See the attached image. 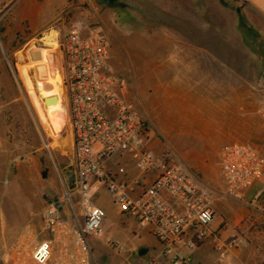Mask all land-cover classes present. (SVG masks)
I'll use <instances>...</instances> for the list:
<instances>
[{
	"label": "rangeland",
	"instance_id": "1",
	"mask_svg": "<svg viewBox=\"0 0 264 264\" xmlns=\"http://www.w3.org/2000/svg\"><path fill=\"white\" fill-rule=\"evenodd\" d=\"M222 9L228 11L215 13ZM244 10L242 0H0V249L27 224L14 222L18 208L33 205L31 220L38 219L39 211L75 187L59 52L74 25L82 36L89 28L106 30L110 65L146 123L148 148L208 188L222 233L248 216L237 207L244 201L227 193L220 166L221 149L230 144L264 154V121L257 114L264 98V33ZM237 13L243 14L238 23ZM52 32L63 107L45 113L34 104L42 97L28 52L46 49ZM203 56L207 80L199 68ZM189 60L196 80L187 75ZM109 208L94 239L113 237L120 226ZM100 248L106 258L98 259L95 250L98 264H120L119 255Z\"/></svg>",
	"mask_w": 264,
	"mask_h": 264
},
{
	"label": "built area",
	"instance_id": "2",
	"mask_svg": "<svg viewBox=\"0 0 264 264\" xmlns=\"http://www.w3.org/2000/svg\"><path fill=\"white\" fill-rule=\"evenodd\" d=\"M66 125L72 136L75 187L63 199L50 203L21 227L0 249V264H97L92 239L102 232L106 214L95 203L104 187L119 211L143 228H150L161 245V255L172 264H192L182 252L210 242L217 263L239 246L223 239L214 227L211 196L184 167L167 163L147 146V128L135 104L126 98L127 87L109 62V39L101 27L85 36L74 25L59 48ZM264 121V98L257 108ZM129 156L138 175L110 169L119 157ZM220 166L227 193L242 200L260 180L264 196V154L247 144L221 149ZM156 177L151 184L146 178ZM106 247L125 251L119 239L107 238Z\"/></svg>",
	"mask_w": 264,
	"mask_h": 264
},
{
	"label": "crops",
	"instance_id": "3",
	"mask_svg": "<svg viewBox=\"0 0 264 264\" xmlns=\"http://www.w3.org/2000/svg\"><path fill=\"white\" fill-rule=\"evenodd\" d=\"M242 1L245 4V10L243 14L250 17V19L253 18L255 24L258 26L257 31L264 33V0ZM222 10L223 11H220V13L216 10L215 13L221 14L222 12L228 11L227 9ZM243 14H236L237 23L239 21L238 17ZM257 18L259 19V22H257ZM206 60L207 59L205 56L199 58V68L204 69V72L202 74L203 77L204 75L206 76L205 79L207 80V71L204 66L207 64ZM188 65H190V69L188 73L186 72L187 75H189V78L191 80H196L194 78L195 67L191 66L194 65V62L189 60ZM199 80L201 81V79ZM2 142L3 141L0 139V153L3 152ZM118 166H124L127 170L126 177L120 176L119 178L121 179H134L139 174L129 156L116 158L111 163L110 169L116 171ZM155 177V173H150L149 175H147V184H151ZM255 187L256 184L247 192L244 199H242L244 203H242V205H237L240 210H247L249 215L237 219L234 225H232L231 229L235 226L236 227L232 229L230 233L225 231H223L222 233L226 237L225 240H236L239 242V246L236 249L232 250L226 257V259L220 264H264V196L262 195V193L261 195L259 193L261 192V186L257 188L258 191L254 189ZM53 202L55 201H52L51 203ZM95 203L98 207L104 210L106 218L107 215L110 214L109 206L111 205L115 209L114 214L117 216L120 226L116 229L113 237H106L105 239H119L125 247V251L121 254H118L117 252L112 251L108 247H106V245L103 243L105 239H103L102 241L93 238L92 245L94 248V252L96 250V252L98 253V259H101L102 257V261L104 262L103 257L106 258L105 254L100 251L101 246L108 251V254L110 253L112 255H119L121 260L120 264H172L167 257L161 255V245L153 235L151 229L140 227L135 219L130 215L121 213L117 205L114 204L111 200L107 190L104 187H100L97 191L95 196ZM45 207L37 214H40L45 209ZM35 209L36 207L31 204H27L24 209L18 208L17 214H14V222L28 223L36 213ZM212 209L214 212V227L221 228L220 222L222 221V217H217L213 205ZM10 216L8 215V217ZM17 231L18 230H16L13 235ZM182 252L192 257V264H219L217 263V253L210 242L199 244L194 249L184 248ZM138 255L142 256L139 257ZM102 261L101 264H104ZM96 263L98 264L97 259Z\"/></svg>",
	"mask_w": 264,
	"mask_h": 264
},
{
	"label": "bare ground",
	"instance_id": "4",
	"mask_svg": "<svg viewBox=\"0 0 264 264\" xmlns=\"http://www.w3.org/2000/svg\"><path fill=\"white\" fill-rule=\"evenodd\" d=\"M60 36V35H59ZM57 34L55 32L50 33L46 38V45L40 49L38 47H32L28 52V58L30 64L28 67L33 70V77L36 82V88L43 98H35L34 104L38 109H42L45 113H58L62 110V94L57 83L55 73V53L58 47ZM54 97L52 101L53 105L45 107L43 104L44 98Z\"/></svg>",
	"mask_w": 264,
	"mask_h": 264
},
{
	"label": "water",
	"instance_id": "5",
	"mask_svg": "<svg viewBox=\"0 0 264 264\" xmlns=\"http://www.w3.org/2000/svg\"><path fill=\"white\" fill-rule=\"evenodd\" d=\"M54 97H48V98H44V101L48 104V103H52L51 100H53Z\"/></svg>",
	"mask_w": 264,
	"mask_h": 264
},
{
	"label": "flooded vegetation",
	"instance_id": "6",
	"mask_svg": "<svg viewBox=\"0 0 264 264\" xmlns=\"http://www.w3.org/2000/svg\"><path fill=\"white\" fill-rule=\"evenodd\" d=\"M110 59V58H109Z\"/></svg>",
	"mask_w": 264,
	"mask_h": 264
}]
</instances>
